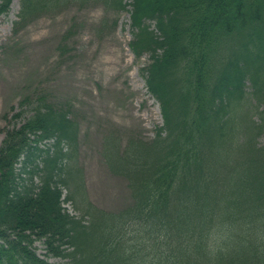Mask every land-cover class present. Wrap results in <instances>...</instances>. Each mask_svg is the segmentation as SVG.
<instances>
[{"label":"trees","instance_id":"16d2710c","mask_svg":"<svg viewBox=\"0 0 264 264\" xmlns=\"http://www.w3.org/2000/svg\"><path fill=\"white\" fill-rule=\"evenodd\" d=\"M72 1L87 0H19L15 25ZM100 1L130 11L129 45L150 55L141 70L163 122L109 159L131 204L86 200L73 215L63 202L78 122L38 98L0 145V264H264V0Z\"/></svg>","mask_w":264,"mask_h":264},{"label":"rangeland","instance_id":"374dc122","mask_svg":"<svg viewBox=\"0 0 264 264\" xmlns=\"http://www.w3.org/2000/svg\"><path fill=\"white\" fill-rule=\"evenodd\" d=\"M19 8V0H13L9 12L0 14V145L7 129L19 126L30 106L45 96L69 109L79 127L72 185L64 189V196L73 198L64 201L66 209L81 215L86 200L109 211L127 207L132 202L128 180L109 159L118 162L130 138L149 140L163 122L141 71L150 55L137 57L130 49V11H116L100 0L72 1L62 11L16 26ZM247 92L251 96L250 85ZM257 141L263 144L264 136ZM35 249L52 262L61 260L47 256L40 240Z\"/></svg>","mask_w":264,"mask_h":264}]
</instances>
